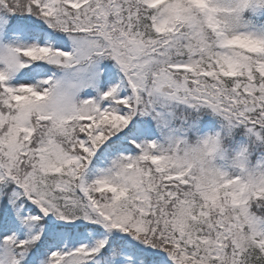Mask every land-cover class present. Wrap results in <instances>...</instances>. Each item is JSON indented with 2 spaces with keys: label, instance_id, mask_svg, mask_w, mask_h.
<instances>
[{
  "label": "snow or ice",
  "instance_id": "snow-or-ice-1",
  "mask_svg": "<svg viewBox=\"0 0 264 264\" xmlns=\"http://www.w3.org/2000/svg\"><path fill=\"white\" fill-rule=\"evenodd\" d=\"M0 264H264V0H0Z\"/></svg>",
  "mask_w": 264,
  "mask_h": 264
}]
</instances>
